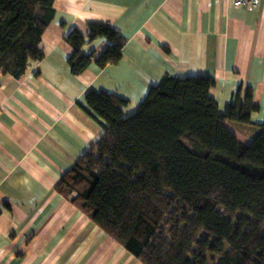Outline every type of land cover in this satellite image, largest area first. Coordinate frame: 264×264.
Instances as JSON below:
<instances>
[{"label":"crops","instance_id":"obj_1","mask_svg":"<svg viewBox=\"0 0 264 264\" xmlns=\"http://www.w3.org/2000/svg\"><path fill=\"white\" fill-rule=\"evenodd\" d=\"M53 8L43 59L20 78L0 72V264H142L54 189L102 132L79 104L103 90L125 99L131 115L162 76L207 75L219 114L251 87L250 123L223 120L249 144L264 120V0L253 9L231 0H53ZM90 23L120 31L122 56L96 65L107 46L97 37L84 46L92 62L74 75L64 36L86 35Z\"/></svg>","mask_w":264,"mask_h":264},{"label":"trees","instance_id":"obj_2","mask_svg":"<svg viewBox=\"0 0 264 264\" xmlns=\"http://www.w3.org/2000/svg\"><path fill=\"white\" fill-rule=\"evenodd\" d=\"M53 0H0V72L20 78L44 57L41 36ZM107 46L99 67L118 62L124 36L90 23L64 39L70 72L91 62L87 42ZM207 75H164L131 115L126 100L90 90L79 106L101 127L99 138L54 184L105 234L142 264H264V120L249 144L224 124H248L252 89H239L219 114Z\"/></svg>","mask_w":264,"mask_h":264},{"label":"built area","instance_id":"obj_3","mask_svg":"<svg viewBox=\"0 0 264 264\" xmlns=\"http://www.w3.org/2000/svg\"><path fill=\"white\" fill-rule=\"evenodd\" d=\"M261 0H231L234 7H244L247 9L256 8Z\"/></svg>","mask_w":264,"mask_h":264}]
</instances>
